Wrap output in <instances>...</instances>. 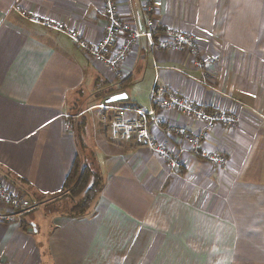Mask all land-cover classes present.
Instances as JSON below:
<instances>
[{"label":"crops","instance_id":"obj_1","mask_svg":"<svg viewBox=\"0 0 264 264\" xmlns=\"http://www.w3.org/2000/svg\"><path fill=\"white\" fill-rule=\"evenodd\" d=\"M15 4L40 21L7 13ZM117 5L126 22L150 15L159 27L195 36L205 70L142 38L116 78L40 23L96 44L105 24L102 0H0V179L22 200L14 211L0 201L1 264H264V0ZM155 82L206 110L235 115V125L218 124L202 144L226 156L224 167L195 157L169 133L201 125L172 109L157 110L148 129L184 161L179 172L133 139H111L97 105L125 93L113 103L148 109ZM77 159L102 184L84 213L69 215L77 200L59 212L50 199ZM33 210L42 217L25 221Z\"/></svg>","mask_w":264,"mask_h":264},{"label":"built area","instance_id":"obj_2","mask_svg":"<svg viewBox=\"0 0 264 264\" xmlns=\"http://www.w3.org/2000/svg\"><path fill=\"white\" fill-rule=\"evenodd\" d=\"M145 10L151 12L153 7L147 5ZM10 11H15L21 17L31 21H40L37 17H29L18 4L11 6L7 13ZM100 12L104 17L105 24L103 34L96 44L88 43L75 30H69L47 21L40 23L68 36L75 45L83 49L90 58L102 63L116 78H122L123 62L131 47L142 38L152 49L187 54L190 65L202 72L205 70L204 59L199 53L198 40L192 34L159 27L150 15L142 21L126 22L119 17L117 0H102ZM119 38L121 44L115 48ZM97 107L104 113L110 112L108 118L103 113L102 120L108 126L113 141L135 140L139 146L148 148L165 161L173 172H179L185 166L184 161L178 154L157 144L148 129L149 122L159 109L176 110L201 124L196 131H189L181 126L169 132L177 141H183L187 145L188 151L195 157L205 160L215 167H224L227 163V158L223 153L205 150L202 144L209 137L210 131L218 124L226 126L236 124V117L232 113L206 110L192 104L186 97L171 89L159 86L156 82L152 84L149 93L148 109L133 104L119 105L113 102L99 104ZM64 117L68 118V114H65ZM64 126L69 128L68 121L64 122ZM0 201L10 208H20L22 205V200L12 195L1 179ZM8 217L10 218V216Z\"/></svg>","mask_w":264,"mask_h":264},{"label":"trees","instance_id":"obj_3","mask_svg":"<svg viewBox=\"0 0 264 264\" xmlns=\"http://www.w3.org/2000/svg\"><path fill=\"white\" fill-rule=\"evenodd\" d=\"M77 139L81 145L82 142L79 135L77 136ZM75 177L77 178L76 185L80 186V190L77 193L83 191L84 196L80 199L79 203L77 202L78 204H76V206L71 210L69 215H78L84 213L85 210L91 205L93 199L100 192L102 184L99 174L90 166L81 165L77 159L65 179L62 191H66L67 187L71 181L75 179ZM91 177L94 178V181L93 179L92 181L90 180Z\"/></svg>","mask_w":264,"mask_h":264},{"label":"rangeland","instance_id":"obj_4","mask_svg":"<svg viewBox=\"0 0 264 264\" xmlns=\"http://www.w3.org/2000/svg\"><path fill=\"white\" fill-rule=\"evenodd\" d=\"M96 111V110H95ZM82 165V163H80ZM84 164V163H83ZM84 166V165H83ZM93 169V168H92ZM94 170V169H93ZM80 171V170H79ZM80 174V172H79ZM94 181V178L91 177V181ZM77 178L75 177V179L73 181H71V183L69 184V186L67 187L66 191H62L61 193H59L58 195L53 196L50 200L53 202H58L57 205H55L54 210L55 211H59L62 212L64 210H68L70 207H72V204H75V201L77 200V202L79 203L80 199L84 196L83 191L80 193H77L80 190V186L76 185V181ZM49 200V199H48ZM77 203V204H78ZM6 206V205H4ZM22 206V205H21ZM76 205H73L72 208H74ZM7 207V206H6ZM10 208V207H9ZM21 208V207H20ZM15 209H19V208H10L11 210H15ZM47 212L50 213V208L46 209ZM34 211V212H33ZM31 212H27L26 214H24V220L27 222H30V220L28 219L29 215H32L33 213L36 214L37 219L40 216V218L42 217L43 214H41L39 211L37 213H35L36 211L33 210ZM69 212V211H68ZM70 213V212H69ZM44 215L46 216V214L44 213Z\"/></svg>","mask_w":264,"mask_h":264},{"label":"water","instance_id":"obj_5","mask_svg":"<svg viewBox=\"0 0 264 264\" xmlns=\"http://www.w3.org/2000/svg\"><path fill=\"white\" fill-rule=\"evenodd\" d=\"M126 98H127V95L125 93H121V94L110 96L105 101L106 103H112V102H118V101L125 100Z\"/></svg>","mask_w":264,"mask_h":264}]
</instances>
